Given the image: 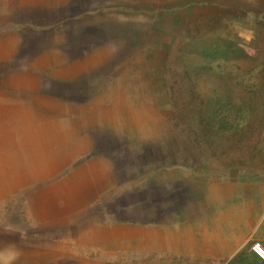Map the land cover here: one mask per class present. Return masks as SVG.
Here are the masks:
<instances>
[{"label":"crops","instance_id":"obj_1","mask_svg":"<svg viewBox=\"0 0 264 264\" xmlns=\"http://www.w3.org/2000/svg\"><path fill=\"white\" fill-rule=\"evenodd\" d=\"M98 37L49 41L28 56L19 30L0 39V228L12 246L2 256L264 264L250 252L253 242L264 247V142L204 156L152 141L143 155L149 130L134 124L131 102L149 97L121 70L152 68L154 51L136 60ZM96 69L118 72L92 82Z\"/></svg>","mask_w":264,"mask_h":264},{"label":"rangeland","instance_id":"obj_2","mask_svg":"<svg viewBox=\"0 0 264 264\" xmlns=\"http://www.w3.org/2000/svg\"><path fill=\"white\" fill-rule=\"evenodd\" d=\"M130 1L0 0V39L19 30L27 56L49 41L97 45L99 34L136 60L146 56L144 47L154 51L152 68L121 70L149 97L131 102L134 124L149 130L143 155L152 141L180 142L186 155L204 156H232L264 142V0ZM115 72L96 69L89 77L99 82ZM3 232L0 264H34L2 256L12 247Z\"/></svg>","mask_w":264,"mask_h":264},{"label":"built area","instance_id":"obj_3","mask_svg":"<svg viewBox=\"0 0 264 264\" xmlns=\"http://www.w3.org/2000/svg\"><path fill=\"white\" fill-rule=\"evenodd\" d=\"M250 252L254 255L259 261H264V247L259 242H253L250 245Z\"/></svg>","mask_w":264,"mask_h":264}]
</instances>
